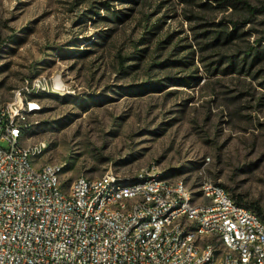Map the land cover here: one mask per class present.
Listing matches in <instances>:
<instances>
[{
  "label": "rangeland",
  "instance_id": "1",
  "mask_svg": "<svg viewBox=\"0 0 264 264\" xmlns=\"http://www.w3.org/2000/svg\"><path fill=\"white\" fill-rule=\"evenodd\" d=\"M237 1L254 13L215 0H0V105L25 79L48 83L22 97L32 162L61 165L65 191L79 176L153 170L195 200L211 180L264 212V0Z\"/></svg>",
  "mask_w": 264,
  "mask_h": 264
},
{
  "label": "built area",
  "instance_id": "2",
  "mask_svg": "<svg viewBox=\"0 0 264 264\" xmlns=\"http://www.w3.org/2000/svg\"><path fill=\"white\" fill-rule=\"evenodd\" d=\"M25 79L0 105V264H264V216L202 181L197 199L180 179L153 170L75 178L61 188L59 164L32 162L21 144L45 89Z\"/></svg>",
  "mask_w": 264,
  "mask_h": 264
},
{
  "label": "trees",
  "instance_id": "3",
  "mask_svg": "<svg viewBox=\"0 0 264 264\" xmlns=\"http://www.w3.org/2000/svg\"><path fill=\"white\" fill-rule=\"evenodd\" d=\"M215 1H216L217 6L224 7V8L226 6H230V7L241 10L244 14H250L251 15L255 11V9L245 1L244 2L243 1H237V0H215ZM103 5H104V7H109L107 3H104ZM112 12H114V13H112V18L116 19L118 21H121L120 20L121 18L118 16V14L115 13L116 11H112ZM120 16H125V15L120 14ZM234 26H236V24ZM222 34H223V32H220L216 35V38L214 40L215 43H218L219 39L222 37ZM234 35H235V31H231L230 33L226 34L224 37L225 41H229ZM263 53H264V50H263ZM246 55H248V53ZM233 199L235 200L236 203L242 204L245 206V203L243 202L242 198L239 195L233 196ZM246 207L255 211L260 217L264 216V212H261L260 208L258 206H256L255 204L249 203V204H247Z\"/></svg>",
  "mask_w": 264,
  "mask_h": 264
}]
</instances>
